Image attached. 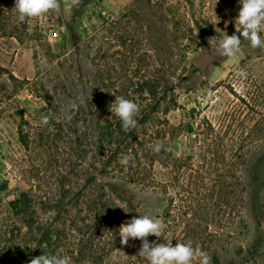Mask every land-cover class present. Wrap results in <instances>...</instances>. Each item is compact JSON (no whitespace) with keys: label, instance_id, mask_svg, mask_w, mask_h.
I'll use <instances>...</instances> for the list:
<instances>
[{"label":"rangeland","instance_id":"374dc122","mask_svg":"<svg viewBox=\"0 0 264 264\" xmlns=\"http://www.w3.org/2000/svg\"><path fill=\"white\" fill-rule=\"evenodd\" d=\"M134 1L58 0L56 10L20 22L14 0H0V264H29L42 254L69 264H148L137 239L120 243L115 219L125 224L147 215L161 223L160 199L131 173L146 170L170 184L163 155L185 164L169 193H176L177 243H189L195 213L183 207L192 205L196 188L186 167L201 163L191 134L172 139L163 121L187 123L192 132L206 122L219 128L238 103L227 82L243 94L242 81L258 77L264 93L262 47L236 32L238 0H165L181 6L190 32L180 51L169 23L163 54L161 39L148 44L144 22L129 14ZM224 32L241 39L234 58L213 55ZM117 97L137 104L135 127L123 128L115 115ZM234 170L237 177L242 171L247 192L233 185L221 228L210 223L211 236L193 248L210 264H264V162ZM96 191L105 194L100 213ZM125 205L127 213L119 208ZM216 230L223 234L217 239Z\"/></svg>","mask_w":264,"mask_h":264},{"label":"trees","instance_id":"16d2710c","mask_svg":"<svg viewBox=\"0 0 264 264\" xmlns=\"http://www.w3.org/2000/svg\"><path fill=\"white\" fill-rule=\"evenodd\" d=\"M129 14L144 22L147 29L146 40L148 44L157 38L161 39L159 48L161 53L166 54L169 49V23H172L174 33L178 35V40L181 41L179 44L180 51L187 48L182 40L186 38L190 28L180 5L170 6L167 5L165 0H135ZM261 53L263 56L258 57L264 58V47H262ZM240 64L239 68L241 69L245 62L240 61ZM229 76L232 77V73H229ZM246 79L249 81H242L245 84L243 94L235 93L232 90V83L227 82L225 88L230 90L238 103L234 110L226 115V122L219 125V128L215 129L206 122L203 131L192 132L190 125L187 123H181L174 127L167 120L163 121L164 133L172 139L181 132L191 134L192 139L190 141L197 150V157L201 163L195 165V170L192 167H186L188 170L187 176L195 181L194 187L196 188L194 194L191 193L193 194L192 205L183 207L186 211L193 210L195 213V223L190 224L192 233L189 242L192 247H200L206 243L207 238L211 236L207 233L210 223H214V226L221 228L222 224L220 222L223 219L222 214L224 212L222 207L227 204V202L224 203L223 198L232 193L233 185L238 184L241 194L247 192L240 177L242 171L239 172L237 177L234 170L235 165L241 164L244 167L247 163L251 164L252 161L259 164L264 162V93L258 77H247ZM168 103H173V101L169 100ZM168 108L169 105L165 107L164 111H167ZM161 161L162 167L167 169L170 175V184L155 181L154 177H151V174L147 173L146 170L138 172L133 168L131 174L137 178L139 177L138 180L142 181L146 193L154 194L160 199L162 206L156 218L161 220L163 233L171 235V237L164 234L160 237L150 235L146 238L147 241L150 244L153 241L158 244L167 241L175 246L177 243L178 209L176 207V193H169V189L176 184L178 170L185 164L182 159L173 158L171 155H163ZM100 189L103 190V188ZM229 189L230 191H228ZM95 195L93 205L100 213L105 209V194L96 191ZM115 223V227L118 229L123 221L115 219ZM244 228H246V225L243 224L241 229ZM214 235H216L214 237L216 238L223 234L216 230ZM49 237L50 231L42 233L43 239ZM136 243H141V241L137 240ZM38 244L40 246V243ZM30 261H28L29 264Z\"/></svg>","mask_w":264,"mask_h":264},{"label":"clouds","instance_id":"9594fccd","mask_svg":"<svg viewBox=\"0 0 264 264\" xmlns=\"http://www.w3.org/2000/svg\"><path fill=\"white\" fill-rule=\"evenodd\" d=\"M238 3L240 8L235 18L236 32L240 37L246 39L251 47H264V38H262L264 37V0H238ZM58 7V0H14V8L20 22L25 21L26 18L40 17ZM240 48L241 39L235 33L231 36L225 33L213 51V55L234 58ZM76 107L75 104L72 105L73 110ZM137 111L138 106L133 101L123 97L115 98L114 112L120 119L123 128L130 129L136 126L137 122L133 117ZM67 118L71 119V116L69 115ZM41 123L47 124L48 117H42ZM159 147L156 145L154 150L158 151ZM128 159L129 157H125L122 163L126 164ZM119 208L126 213L130 211L127 205ZM118 232L122 245L126 244L129 239L141 241L138 255L145 258L149 264H192L195 256H199L200 264H210V257L206 253L194 249L190 242L176 243L175 246L170 242L158 244L153 241L150 244L146 239L148 236L160 237L163 232L159 220L152 219L147 215L134 217L129 222L122 224ZM30 264H69V260L67 257L42 254L32 258Z\"/></svg>","mask_w":264,"mask_h":264},{"label":"water","instance_id":"95a60500","mask_svg":"<svg viewBox=\"0 0 264 264\" xmlns=\"http://www.w3.org/2000/svg\"><path fill=\"white\" fill-rule=\"evenodd\" d=\"M207 60H209V56H206V57L202 58V59L199 61V64L201 65L202 63H205Z\"/></svg>","mask_w":264,"mask_h":264}]
</instances>
